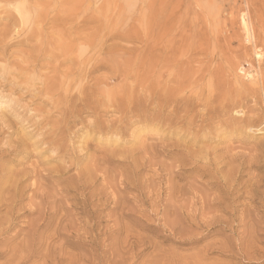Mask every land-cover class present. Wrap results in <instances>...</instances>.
Returning a JSON list of instances; mask_svg holds the SVG:
<instances>
[{"label": "rangeland", "instance_id": "rangeland-1", "mask_svg": "<svg viewBox=\"0 0 264 264\" xmlns=\"http://www.w3.org/2000/svg\"><path fill=\"white\" fill-rule=\"evenodd\" d=\"M68 1L0 0V172L7 166L3 177L0 173V207L5 204L0 208V264H264V0ZM153 30L166 41L181 40L182 56L204 52L191 69L209 66L216 71L214 95L204 79L188 109L180 102L170 104L173 96L158 108L145 93L136 95L151 79L147 43ZM62 46L70 49L63 52ZM92 55V61L101 59L102 64L88 72L86 59ZM137 69L145 73L143 79ZM80 72L89 77H80ZM96 79L102 80L101 87L88 90ZM171 82L170 95L175 86ZM60 84L67 95L60 89L52 93ZM121 84L126 91L114 89ZM45 85L54 88L48 92ZM111 89L113 99L121 102L110 101ZM178 89L177 100L195 93V86L187 83ZM131 90L135 96L128 100ZM142 97L149 101L141 103ZM54 100L62 101L58 108ZM65 106L72 116L62 112ZM60 112L69 115L65 119ZM183 116L194 121L185 122Z\"/></svg>", "mask_w": 264, "mask_h": 264}, {"label": "bare ground", "instance_id": "bare-ground-1", "mask_svg": "<svg viewBox=\"0 0 264 264\" xmlns=\"http://www.w3.org/2000/svg\"><path fill=\"white\" fill-rule=\"evenodd\" d=\"M32 1V0H31ZM57 1V0H56ZM69 1H71L72 2V0H69ZM69 1H68V3H69ZM74 2V1H73ZM72 2V3H73ZM75 2H77V1H75ZM78 2H80V1H78ZM46 3V2H45ZM67 3V4H68ZM35 4V3H34ZM84 4V3H83ZM161 4V3H160ZM167 4V3H166ZM174 4V3H173ZM37 5V4H36ZM69 5V4H68ZM158 5V4H157ZM177 5V4H176ZM65 7V6H64ZM71 7V6H70ZM84 6H82V8H83ZM69 8V7H68ZM81 8V9H82ZM167 8V7H166ZM63 9V8H62ZM62 9H60V10H62ZM71 9V8H70ZM69 9V10H70ZM59 11V10H58ZM176 11V10H175ZM33 12V11H32ZM67 12V11H66ZM82 12V11H81ZM166 12H168V10H166ZM171 12H172V10H171ZM65 12L63 11V14H64ZM169 13V12H168ZM175 13V12H174ZM173 13V14H174ZM178 13V12H177ZM33 14H35V13H33ZM175 15H177L176 13H175ZM11 16V15H10ZM33 16H35V15H33ZM173 16V15H172ZM165 17V16H164ZM171 17V16H170ZM30 18H31V16H30ZM63 18V17H62ZM161 18V17H160ZM173 18V17H172ZM176 19H177V17H175ZM255 18V17H254ZM40 19V18H39ZM42 19V18H41ZM64 19V18H63ZM79 19V18H78ZM24 20H26V19H24ZM67 20V19H66ZM158 20H159V17H158ZM157 20V21H158ZM172 20V19H171ZM171 20H170V24H171ZM94 21H95V19H94ZM167 21V20H166ZM165 21V23H167ZM169 21V20H168ZM173 21V20H172ZM246 20H244L243 19V27H244V29H246V32H248V29L249 28H247V25L248 24H246V22H245ZM39 22V21H38ZM37 22V23H38ZM60 22V21H59ZM85 22V21H84ZM96 22V21H95ZM99 22V21H98ZM107 22H109V21H107ZM71 23V22H70ZM89 23V22H88ZM158 23V22H157ZM35 24V23H34ZM57 25H58V23H56ZM189 24V23H188ZM192 24V23H191ZM191 24H189L190 26H191ZM63 25V24H62ZM168 25V24H167ZM172 25V24H171ZM18 26V25H17ZM51 26V25H50ZM76 26V25H75ZM78 26V25H77ZM82 26V25H81ZM88 26V25H87ZM92 26V25H91ZM152 26V25H151ZM154 26V25H153ZM165 26H166V24H165ZM170 25H168V27H169ZM200 26V25H199ZM61 27V26H60ZM93 27V26H92ZM91 27V28H92ZM249 27V26H248ZM76 28V27H75ZM86 28V27H85ZM170 28V27H169ZM16 29V28H15ZM28 29V28H27ZM55 29V28H54ZM97 29V28H96ZM154 29V28H153ZM199 29V28H198ZM6 30H8V28L6 29ZM6 30H5V32H6ZM14 30V29H13ZM59 30V29H58ZM179 30V29H178ZM182 30H184V29H182ZM10 31V30H9ZM8 31V32H9ZM44 31V30H43ZM63 31V30H62ZM80 31V30H79ZM199 31V30H198ZM5 32H4V35H5ZM14 32V31H13ZM82 32V31H81ZM194 32V31H193ZM206 32V31H205ZM15 33H16V31H15ZM14 33V34H15ZM50 33V32H49ZM67 33V32H66ZM84 33V32H83ZM161 33V32H160ZM160 33H156L154 30L151 32V36H150V39H149V43H147V45H148V56H147V64H148V69L150 70V72H151V79H150V81L149 82H147V87L145 88L144 86H146V85H143L142 83H141V85H143V88H142V86L141 87H139L137 90L139 91H137L138 93L136 94V95H140V94H143V93H145L147 96H146V99H150V102L152 103V105H156V107H158V108H160V107H162V106H158V105H167V101H169V98H170V96H173L172 98H171V103L170 102H168V103H170V104H178L179 102L181 103V105H182V107L181 108H185V109H188V105H189V102H190V100H193V99H195L196 97H197V95L199 94L198 93V86L199 85H202V83H203V81L205 80L206 81V84H207V86H208V93H210V91L212 92V95H214L215 93H214V91H217V89H218V75H217V73H216V71L215 70H213V69H211V68H209V66H208V68H205L204 66L202 67V68H200V69H191V63L192 62H197V63H199V56L200 55H202L204 52L202 51V50H193V51H189L185 56H182V51H181V45H182V42H181V40H172L171 42L170 41H166V37H165V35H161ZM179 33H180V31H179ZM249 33H251L250 31H249ZM7 34V33H6ZM9 34V33H8ZM169 34V33H168ZM167 34V35H168ZM1 35V34H0ZM43 35V34H42ZM84 35V34H83ZM88 35V34H87ZM7 36V35H6ZM9 36V35H8ZM8 36H7V38H8ZM18 36V35H17ZM20 36V35H19ZM56 36V35H55ZM86 36V35H85ZM89 36V35H88ZM87 36V37H88ZM118 36V35H117ZM124 36V35H123ZM207 36V35H206ZM1 37H3V36H1ZM1 37H0V42L2 43V41H1ZM29 37V36H28ZM46 37V36H45ZM116 37V36H115ZM115 37H114V39H115ZM174 37H176V35L174 36ZM5 39H7L6 37H4ZM55 38V37H54ZM80 38V37H79ZM81 38H82V36H81ZM109 38H112V36L110 37V35H109ZM118 38V37H117ZM116 38V39H117ZM14 39H15V37H14ZM96 39V38H95ZM102 39V38H101ZM114 39H113V42H114ZM119 39H120V36H119ZM131 39V38H130ZM197 39V38H196ZM209 39V38H208ZM248 39V38H247ZM19 40V39H18ZM17 40V41H18ZM45 40V39H44ZM80 40V39H79ZM85 40V39H84ZM97 40V39H96ZM100 40V39H99ZM250 40V39H249ZM256 40H257V37H256ZM27 41V40H26ZM109 41V40H108ZM118 41V40H117ZM129 41V40H128ZM195 41V40H194ZM4 42V41H3ZM16 42V41H15ZM19 42V41H18ZM79 42H81V40L79 41ZM99 42V41H98ZM116 42V41H115ZM143 42V41H142ZM197 42H198V40H197ZM253 42V41H252ZM255 42V41H254ZM89 43V42H88ZM106 43V42H105ZM111 43V42H110ZM203 43V42H202ZM259 43V42H258ZM19 44V43H18ZM44 44V43H43ZM81 44V43H80ZM83 44V43H82ZM104 44V43H103ZM107 44V43H106ZM106 44L104 45L105 47H106ZM114 44V43H113ZM139 44V43H138ZM194 44V43H193ZM199 44V43H198ZM204 44H206V43H204ZM208 44V43H207ZM213 44H215V43H213ZM255 44V43H254ZM88 45H90V44H88ZM111 45V44H110ZM110 45L108 44V46H109V48H110ZM115 45V44H114ZM117 45V44H116ZM202 45V44H201ZM200 45V46H201ZM218 45V44H217ZM56 46H58V44L56 45ZM82 46H84V45H82ZM143 46V45H142ZM255 46V45H254ZM39 47V46H38ZM55 47V46H54ZM68 47V46H67ZM66 47V48H67ZM112 47H113V45H112ZM195 49H197L196 48V46H193ZM211 47V46H210ZM215 47V46H214ZM58 48H59V46H58ZM107 49H108V47H106ZM133 48V47H132ZM132 48H130L131 50H132ZM200 47H198V49H199ZM202 48H204V45L202 46ZM64 49V47L62 46V50ZM67 49H70V48H67ZM67 49H64L63 50V52L64 51H66ZM116 49V48H115ZM114 49V50H115ZM118 49V48H117ZM120 49V48H119ZM135 49V48H134ZM207 49H208V46H207ZM102 50V49H101ZM103 50H105V48H103ZM109 50V49H108ZM112 50V49H111ZM137 50V49H136ZM135 50V51H136ZM204 50V49H203ZM110 51V50H109ZM119 51H121V49L119 50ZM132 51H134V50H132ZM134 51V52H135ZM142 51V50H141ZM71 52V51H70ZM99 52H100V50H99ZM102 52V51H101ZM116 52H117V50H116ZM122 52H124V51H122ZM127 52H129V51H127ZM127 52H125L126 54H127ZM138 52H140V51H138ZM137 52V53H138ZM206 52V51H205ZM216 52H217V50H216ZM98 54V56H99V54L100 53H98V52H94V54ZM124 53V54H125ZM136 53V54H137ZM16 54V53H15ZM111 54V52L109 53V55ZM129 54H131V52L129 53ZM133 54V53H132ZM214 54H216V53H214ZM257 55H258V53H256ZM255 54V55H256ZM72 55V54H71ZM134 55V54H133ZM140 55V54H139ZM240 55V54H239ZM38 56V55H37ZM224 56V55H223ZM226 56V55H225ZM260 56V55H259ZM46 57V56H45ZM63 57V56H62ZM80 57V56H79ZM92 57H93V55L92 56H90V57H88L86 60H89V63L91 64V65H89L90 67L89 68H84L85 70H88V72H90V71H92L93 70V68H99V67H101V64H102V62H101V59H99V60H97V61H95L96 59H93V61H92ZM136 57H137V55H136ZM209 57V56H208ZM231 57V56H230ZM237 57H239V56H237ZM240 57H242L241 55H240ZM15 58V57H14ZM44 58V57H43ZM78 58V57H77ZM76 58V59H77ZM82 58V57H81ZM99 58V57H98ZM109 58V57H108ZM132 58H133V56H132ZM143 58V57H142ZM225 58V57H224ZM260 58V57H259ZM261 58H262V56H261ZM13 59V58H12ZM50 59V58H49ZM61 59V58H60ZM79 59V58H78ZM135 59H139L138 57L137 58H135ZM133 60V62L134 61H136V60ZM238 59V58H237ZM205 60V59H204ZM231 60V59H230ZM219 61V60H218ZM229 61V60H228ZM37 62V61H36ZM39 62V61H38ZM75 62H77V61H75ZM84 62V61H83ZM96 62H98V63H96ZM132 62V63H133ZM139 62V61H138ZM81 63H82V61H81ZM144 63V62H143ZM206 63H207V61H206ZM210 63H211V61H210ZM253 63V62H252ZM34 64V63H33ZM62 64V63H61ZM140 64V63H139ZM37 65V64H36ZM43 65V64H42ZM56 65V64H55ZM54 65V66H55ZM58 65V64H57ZM80 65V64H79ZM86 65V64H85ZM193 65V64H192ZM213 65V64H212ZM261 65V64H260ZM3 66H4V64H3ZM34 66V65H33ZM84 66V65H83ZM142 66V65H141ZM145 66V65H144ZM10 67V66H9ZM15 67V66H14ZM29 67V66H28ZM45 67V66H44ZM50 67H51V65H50ZM60 67V66H59ZM225 67V66H224ZM252 67V66H251ZM261 67V66H260ZM259 67V68H260ZM1 68V67H0ZM64 68V67H63ZM77 68V67H76ZM79 68V67H78ZM104 68V67H103ZM226 68H227V66H226ZM125 69H127L126 67H125ZM129 69V68H128ZM138 70V69H137ZM140 70H142V69H140ZM148 70V71H149ZM51 71V70H50ZM60 71V70H59ZM94 71V70H93ZM139 71V70H138ZM105 72V71H104ZM110 72V71H109ZM113 72V71H112ZM157 72H158V76H157ZM51 73V72H50ZM139 73H140V75H138V76H140V78L141 79H143V77H141V74L143 73V75L145 74L144 72H140L139 71ZM234 73H235V71H234ZM264 73V72H263ZM72 74V73H71ZM105 74V73H104ZM125 74V73H124ZM231 74V73H230ZM236 74V73H235ZM247 75V74H246ZM79 76L81 77V76H83V78H85L86 79V76H88V73H87V75H84V73L83 72H80V74H79ZM92 76V75H91ZM164 76H166V79H163L164 78ZM248 76V75H247ZM251 76V75H250ZM89 77V76H88ZM116 77H118V76H116ZM115 77V78H116ZM121 77V76H120ZM127 77V76H126ZM149 77V78H150ZM72 78V77H71ZM75 78V75H74V77H73V80H75L74 79ZM99 78V77H98ZM138 79H140L139 77H137ZM146 78V77H145ZM236 78V77H235ZM21 79V78H20ZM42 79H44V78H42ZM50 79V78H49ZM112 79V78H111ZM110 79V80H111ZM118 79V78H117ZM123 79H124V77H123ZM148 79V78H147ZM204 79V80H203ZM254 79V78H253ZM68 80V79H67ZM84 80V79H83ZM107 80V79H106ZM146 80V79H145ZM149 80V79H148ZM46 81V80H45ZM82 81V80H81ZM108 81V80H107ZM125 81V80H124ZM163 81V82H162ZM174 82V88H173V90H172V93H171V95L168 93L169 92V90L170 89H168L169 87H168V83L169 82ZM240 81V80H239ZM259 81V80H258ZM94 82V84H93V86L92 87H90V86H88V90H92L93 92H97L98 91V88L99 87H101V86H99V84L102 82V80H100V81H98V79H96L95 81H93ZM111 82V81H110ZM115 82V81H114ZM138 82H141V81H138ZM137 82V84H139ZM161 82H162V84H161ZM171 82V83H172ZM225 82V81H224ZM104 83V82H103ZM129 83V82H128ZM127 82L125 83L126 85L128 84ZM143 83H145V81H143ZM185 83H187L188 85H194L195 86V93H192V94H190V95H187V96H185L184 97V99H182V98H180L179 100H177V98L179 97V87H181V85H184ZM261 83V82H260ZM45 84L47 85L48 83H46L45 82ZM69 84V83H68ZM106 85H108L109 86V83L108 82H106L105 83ZM131 84V83H130ZM226 84V83H225ZM239 84V83H238ZM45 85V86H46ZM50 85V84H49ZM46 86L45 87V91L47 90L48 92H51L50 90L51 89H53L54 87L51 85V86ZM104 85V84H103ZM133 85H135V84H133ZM133 85H132V90H134V88H133ZM82 86V85H81ZM105 86V85H104ZM116 86V85H115ZM138 86H140V85H138ZM241 86V85H240ZM63 87V86H62ZM68 88H69V86H67ZM85 87V86H84ZM107 87V86H106ZM125 86L123 85V84H121V85H118L117 87H114V89L116 90L117 88H119V89H121L122 90V92H124V91H126L127 89H128V85L126 86L127 87V89H125L124 91H123V88H124ZM130 87V86H129ZM188 87V86H187ZM225 87V86H224ZM42 88H43V85H42ZM47 88V89H46ZM56 88V87H55ZM61 88V84L60 85H58V87H57V89H53V91H52V93L53 92H55V90H59ZM65 88V87H64ZM85 88V89H86ZM144 89L143 91H142V89ZM185 88V87H184ZM258 88V87H257ZM131 89V88H130ZM181 89H183V88H181ZM180 89V90H181ZM227 89V88H226ZM63 90V89H62ZM61 89L59 90V92L60 91H62ZM129 90V89H128ZM132 90H131V92H132ZM57 91H56V94H57ZM66 91V90H65ZM86 91V90H85ZM84 90H82V95L84 94V92H85ZM136 91V90H135ZM182 91V90H181ZM58 92V93H59ZM79 92H80V90H79ZM128 92V91H127ZM130 92V91H129ZM130 92V93H131ZM170 92H171V90H170ZM187 92V91H186ZM186 92H185V94H186ZM205 92V91H204ZM257 92V91H256ZM44 93V92H43ZM46 93V92H45ZM62 93H65L64 92V90H63V92ZM114 90L112 91V89L110 90V92H108V96H109V98H110V101L111 102H114L115 100H117L118 101V103L119 102H121V101H119L120 100V98L118 99V98H116L115 100L113 99V97L115 96L114 95ZM203 93V92H202ZM248 93V92H247ZM47 94V93H46ZM66 95H67V93H65ZM87 94H88V91H87ZM87 94H85V95H87ZM123 94V93H122ZM122 94H121V96H122ZM127 94H129V93H127ZM127 94H126V92H125V95L126 96H124V99L126 100V98H128V96H127ZM131 94H133V95H130L129 96V99L128 100H133L132 98L135 96L134 95V93L132 92ZM173 94V95H172ZM205 94V93H204ZM203 94V95H204ZM60 95V93L58 94V96ZM89 95V94H88ZM124 95V94H123ZM183 95V94H182ZM195 95H196V97H195ZM202 95V94H201ZM212 95H210L209 94V96H212ZM249 95V94H248ZM259 95V94H258ZM54 96H56V95H54ZM57 96V97H58ZM61 97H60V99L62 98V95H60ZM81 96V95H80ZM79 96V97H80ZM113 96V97H112ZM117 96V95H116ZM140 96H142V95H140ZM144 96V95H143ZM178 96V97H177ZM217 96V95H216ZM264 96V95H263ZM72 97V96H71ZM70 97V98H71ZM78 96H76V98H77ZM87 97V96H86ZM202 97V96H201ZM204 97V96H203ZM262 97V96H261ZM63 98H64V96H63ZM62 98V99H63ZM73 99H74V97H72ZM75 98V99H76ZM88 98H89V96H88ZM92 98H94V97H92ZM91 98V99H92ZM138 98V97H137ZM143 98V101H141V103L142 102H145L144 101V99H145V97H142ZM244 98V97H243ZM248 98V97H247ZM254 98H256V97H254ZM263 98V97H262ZM61 99V100H62ZM85 99V98H84ZM121 99L123 100V98L121 97ZM139 99V98H138ZM145 99V100H146ZM201 99V98H200ZM252 99V98H251ZM70 100V99H69ZM69 100H67V101H69ZM72 100V99H71ZM70 100V101H71ZM79 100V103L81 102L80 101V99H78ZM89 100V99H88ZM94 100H95V98H94ZM124 100V101H125ZM139 100H141V99H139ZM207 100V99H206ZM210 100V99H209ZM229 100V99H228ZM233 100V99H232ZM242 100V99H241ZM48 101V100H47ZM63 101V100H62ZM62 101H58V100H54L53 102H52V105H53V107H55V108H58V106H60L61 105V103H62ZM87 101V100H86ZM86 101H83V102H86ZM136 101V100H135ZM138 101V100H137ZM146 101H149V100H146ZM189 101V102H188ZM214 100H212L211 102H213ZM231 101V100H230ZM254 101V100H253ZM260 102H261V100H259ZM38 102V101H37ZM116 102V101H115ZM197 102V101H196ZM198 102H200V101H198ZM202 102H203V100H202ZM238 102V101H237ZM51 103V102H50ZM67 103V102H66ZM82 103V102H81ZM87 103H89V102H87ZM86 103V104H87ZM90 103H91V101H90ZM133 103H135L134 101H132V105H137V103H135V104H133ZM166 103V104H165ZM179 103V104H180ZM193 103V102H192ZM205 103V102H204ZM203 103V104H204ZM253 103V102H252ZM73 104H74V102H73ZM94 104H95V102H94ZM114 104V103H113ZM116 105H117V103H115ZM131 104V103H130ZM129 104V105H130ZM170 104H168V105H170ZM194 104V103H193ZM202 104V103H201ZM231 104V103H230ZM242 104H243V102H242ZM256 105H257V102L255 103ZM51 105V104H50ZM51 105V106H52ZM78 104H76V106H77ZM83 105H85V104H83ZM97 105H99V104H97ZM124 105V102L122 101V106ZM125 105L127 106V104H126V102H125ZM124 105V106H125ZM139 105V104H138ZM137 105V106H138ZM141 105V104H140ZM138 106V107H141V106H144V105H141V106ZM180 105V106H181ZM236 105V104H235ZM234 105V106H235ZM246 105V104H245ZM38 106V105H37ZM91 106V105H90ZM90 106H88V107H90ZM114 106V105H113ZM112 106V107H113ZM119 106V105H118ZM123 106V107H124ZM147 106V105H146ZM148 106H149V104H148ZM193 106V105H192ZM199 106V105H198ZM204 106V105H203ZM203 106L201 107V110H202V108H203ZM264 106V105H263ZM50 107V106H49ZM72 107H73V105H72ZM78 107H79V105H78ZM106 107V106H105ZM121 107V106H120ZM123 107H121L122 108V110H124L125 108H123ZM130 107H131V105H130ZM135 107V106H134ZM164 107V106H163ZM168 107H170V106H168ZM177 107V106H176ZM195 108H197V106H194ZM205 107V106H204ZM224 107V106H223ZM256 107V106H255ZM70 107H64V111H62V112H66V111H68V112H71L70 110L71 109H69ZM87 108V107H86ZM97 108V107H96ZM106 108H108V107H106ZM119 108V107H118ZM121 108H120V110H121ZM132 108V107H131ZM145 108V107H144ZM149 108V107H148ZM150 108H152V107H150ZM149 108V109H150ZM154 108V107H153ZM158 108L156 109V110H158ZM174 107H172V109H173ZM180 108V107H179ZM207 108H208V111L209 110H211V106H209V104L207 105ZM206 108V109H207ZM218 108V107H217ZM244 108L245 107H243V110H244ZM253 108V107H252ZM259 108V107H258ZM38 109V108H37ZM48 109H50V108H48ZM60 110H63L62 108H59ZM76 109V108H75ZM81 109H82V107H81ZM92 109V108H91ZM129 109V108H128ZM133 109V108H132ZM137 109H139V108H137ZM142 108H140V110H141ZM171 109V108H170ZM177 109V108H176ZM205 109V110H206ZM223 109V108H222ZM225 109V108H224ZM229 109H230V107H229ZM232 109V108H231ZM237 108L235 107V109H234V112H235V110H236ZM239 110H237L236 111V113H238V114H241V116H242V114H243V110L241 111L240 110V108H238ZM77 110V109H76ZM75 110V111H76ZM93 110H94V107H93ZM99 110H100V108H99ZM112 110H116L115 109V107L112 109ZM134 110H136L135 108H134ZM140 110L138 111V114H140L139 112H140ZM146 110V109H145ZM148 110V109H147ZM155 110V109H154ZM154 110H153V112H154ZM165 110V109H164ZM178 110V109H177ZM183 110V109H182ZM197 110H199V109H196V111ZM219 110H220V108H219ZM227 111H226V113L228 112V109H226ZM254 110V109H253ZM257 110V109H256ZM74 111V112H75ZM82 111V110H81ZM80 111V112H81ZM101 111V110H100ZM107 111H109V110H107ZM125 111V110H124ZM129 111H130V109H129ZM143 111V110H142ZM149 111H151V110H149ZM167 111H169V110H167V108H166V112ZM170 111H172V110H170ZM169 111V113H171ZM186 111H188V110H186ZM212 111V110H211ZM210 111V112H211ZM218 111V110H217ZM58 112H59V110H58ZM73 112V113H74ZM77 113H79V111H76ZM75 112V113H76ZM119 112V111H118ZM126 112V111H125ZM131 112L132 111H130V114H131ZM137 112V111H136ZM157 111H155V114H158V113H156ZM164 112V111H163ZM174 112V111H173ZM192 112H194V111H192ZM191 112V113H192ZM198 112V111H197ZM202 112V111H201ZM200 112V113H201ZM210 112H209V116H210ZM213 112V111H212ZM224 112V111H223ZM255 112V111H254ZM91 113V112H90ZM100 113V112H99ZM105 113V111H103V114ZM121 113V112H120ZM122 113H123V111H122ZM174 113H177V112H174ZM180 113H182V112H178V114H180ZM191 113H190V115H188V117L189 116H192L191 115ZM196 113V112H195ZM194 113V115H196ZM203 113V112H202ZM235 113V114H236ZM55 114V113H54ZM59 114H62L63 115V117L66 119V116L67 115H69V113L68 114H65V113H59ZM93 114H95V113H93ZM92 114V115H93ZM97 114H98V112H97ZM125 114V113H124ZM123 114V115H124ZM138 114H136V115H138ZM144 114H145V112H144ZM173 114V113H172ZM171 114V115H172ZM183 114V113H182ZM185 114V113H184ZM187 114V113H186ZM185 114V115H186ZM193 114V113H192ZM199 114V113H198ZM197 114V115H198ZM207 114V113H206ZM222 114H224V113H222ZM249 114V113H248ZM252 114V113H251ZM73 114H72V112H71V116H72ZM85 115V114H84ZM99 115V114H98ZM105 115V114H104ZM115 115V114H114ZM118 115V114H117ZM120 115H122V114H120ZM127 115V114H126ZM135 115V117L137 118V116ZM143 115V114H142ZM153 115V114H152ZM161 115V114H160ZM166 115H167V113H166ZM170 115V116H171ZM175 115V114H174ZM181 115V114H180ZM196 115V116H197ZM220 115V114H219ZM227 115V114H226ZM36 116V115H35ZM42 116V115H41ZM78 116V115H77ZM94 116V115H93ZM107 116V115H106ZM129 116V115H128ZM157 116V115H156ZM168 116V115H167ZM198 116H201L200 114L198 115ZM197 116V117H198ZM203 116V115H202ZM208 116V115H207ZM249 116H251V115H249ZM255 116H256V114H255ZM68 117V116H67ZM70 117V116H69ZM100 117H101V115H100ZM118 117V116H117ZM125 117V116H124ZM161 117H162V115H161ZM197 117H195V118H197ZM216 117V116H215ZM223 117V116H222ZM221 117V118H222ZM263 117V116H262ZM49 118V117H48ZM80 118V117H79ZM104 118V117H103ZM114 119H115V117H113ZM121 118V117H120ZM128 118V117H127ZM147 118V117H146ZM154 117H150L149 119L151 120V119H153ZM157 118V117H156ZM166 118V117H165ZM169 118V117H168ZM173 118V117H172ZM171 118V119H172ZM178 118V117H177ZM179 118H180V116H179ZM183 118H184V116H183ZM202 118V117H201ZM212 118V117H211ZM210 118V119H211ZM214 118V117H213ZM247 118H249V117H247ZM129 119V118H128ZM142 119H144V116H143V118ZM141 119V120H142ZM160 119V118H159ZM163 119V118H162ZM161 119V120H162ZM175 119V118H174ZM185 119V118H184ZM200 119V118H199ZM199 119H197L198 121H199ZM209 119V120H210ZM246 119V118H245ZM51 120H53V119H51ZM55 120V119H54ZM53 120V121H54ZM68 120V119H67ZM132 120V119H131ZM138 120V119H137ZM140 120V119H139ZM140 120V121H141ZM145 120H147V119H145ZM149 120V122H151ZM166 120V119H165ZM165 120H164V122H165ZM186 121L185 122H187V121H189V120H187V118L185 119ZM194 121V119L192 118L190 121ZM208 120V121H209ZM249 120V119H248ZM63 121V120H62ZM66 121V120H65ZM71 121V120H70ZM94 121H96V123L97 124H100V122L98 123L97 121H99V120H93V122ZM104 121H105V119H104ZM125 121V120H124ZM128 121V120H127ZM129 121H130V119H129ZM128 121V122H129ZM153 121H156V120H154L153 119ZM152 121V122H153ZM159 120L157 119V121L156 122H158ZM169 121H171V120H169ZM189 121V122H190ZM213 121H214V119H213ZM253 121V120H252ZM72 122H73V120H72ZM110 122V121H109ZM116 122H118V118L116 119ZM127 122V123H128ZM143 122V121H142ZM146 122V121H145ZM163 122V121H162ZM168 122V121H167ZM172 122V121H171ZM173 122H175V120L173 121ZM178 122V121H177ZM180 122H183V120L182 121H179V123ZM212 122V121H211ZM217 122V121H216ZM220 122V121H219ZM243 122H245V121H243ZM63 123V122H62ZM70 123V122H69ZM81 123V122H80ZM103 122H101V124H102ZM106 123V122H105ZM126 123V122H125ZM154 123V122H153ZM160 123V122H159ZM158 123V124H159ZM168 123H170V122H168ZM178 123V124H179ZM198 123V122H197ZM204 123V122H203ZM202 123V124H203ZM218 123V122H217ZM223 123V122H222ZM72 124V123H71ZM93 124V123H92ZM91 124V125H92ZM119 124H120V122H119ZM123 124V123H122ZM147 124V123H146ZM150 124V123H149ZM171 124V123H170ZM173 124V123H172ZM175 124V123H174ZM186 124V123H185ZM210 124H212V123H210ZM237 124V123H236ZM46 125V124H45ZM48 125V124H47ZM60 125V124H59ZM107 125V124H106ZM143 125H144V123H143ZM169 125V124H168ZM188 125H189V123H188ZM192 125V124H191ZM193 125H195V123L193 124ZM212 125H214V123L212 124ZM222 125V124H221ZM255 125V124H254ZM260 125V124H259ZM84 126V125H83ZM90 126V125H89ZM88 126V127H89ZM98 126V125H97ZM101 126V125H100ZM103 126V125H102ZM151 126H152V123H151ZM157 126H159V125H157ZM167 126V125H166ZM181 126V125H180ZM196 126V125H195ZM200 126H201V123H200ZM204 126V125H203ZM207 126V125H206ZM223 126V125H222ZM249 126V125H248ZM47 127V126H46ZM62 127V126H61ZM60 127V128H61ZM77 127H78V125H77ZM93 127V126H92ZM156 127V126H155ZM161 127V126H160ZM162 127H164V126H162ZM186 127H187V124H186ZM186 127H185V129H186ZM211 127V126H210ZM214 127V126H213ZM221 127V126H220ZM245 127V126H244ZM252 127V126H251ZM260 127V126H259ZM44 128V127H43ZM60 128H59V131H60ZM63 128V127H62ZM61 128V129H62ZM65 128V127H64ZM64 128H63V130H64ZM72 128V127H71ZM96 128H98V127H96ZM111 128V127H110ZM123 128V127H122ZM157 128V127H156ZM172 128V127H171ZM196 128V127H195ZM198 128V127H197ZM196 128V130H199V129H201L200 127H199V129H197ZM235 128V127H234ZM241 128H243V126L241 127ZM246 128V127H245ZM250 128V127H249ZM255 128V127H254ZM256 128H258V127H256ZM70 129V128H69ZM79 129V128H78ZM80 129H81V126H80ZM84 129V128H83ZM90 129H91V127H90ZM105 129V128H104ZM168 129V128H167ZM174 129V128H173ZM181 129V128H180ZM205 129H207V128H205ZM228 128H226L225 130H227ZM248 129V128H247ZM251 129H253V128H251ZM66 130V129H65ZM84 130H88V129H84ZM95 130H97V129H95ZM101 131L103 130L102 128L100 129ZM106 130V129H105ZM122 130V129H121ZM172 130V129H171ZM175 130H176V128H175ZM174 130V131H175ZM182 130V129H181ZM181 130H180V132H181ZM184 130V129H183ZM188 130H190V129H188ZM202 130V129H201ZM201 130H199V131H201ZM237 130V129H236ZM239 130V129H238ZM54 130H52V132H53ZM58 131V130H57ZM71 131H73V130H71ZM83 131V130H82ZM187 131V130H186ZM203 131V130H202ZM229 131V130H228ZM47 132V131H46ZM63 132V131H62ZM65 132V131H64ZM66 132L68 133V131L66 130ZM192 132V131H191ZM198 131H196V133H197ZM209 132V131H208ZM219 132V131H218ZM231 132V131H230ZM235 132V131H234ZM240 132V131H239ZM55 133H56V131H55ZM59 133V132H58ZM60 133H61V131H60ZM101 133V132H100ZM114 133V132H113ZM171 133V132H170ZM179 133V132H178ZM193 133V132H192ZM195 133V134H196ZM200 133V132H199ZM202 133V132H201ZM242 133V132H241ZM1 134V133H0ZM48 134H50V133H48ZM63 134V133H62ZM65 134V133H64ZM116 134V133H115ZM136 134V133H135ZM190 133L188 132V136H190L189 135ZM198 134V133H197ZM44 135H46V134H44ZM79 135V134H78ZM77 135V136H78ZM194 135V134H193ZM56 138L57 137H59V136H61L60 134H59V136H57V135H54ZM181 136V135H180ZM5 137V136H4ZM64 137V136H63ZM67 137H69V136H67ZM66 137V138H67ZM197 137V136H196ZM65 138V137H64ZM72 138V137H71ZM182 138H184V137H182ZM195 138V137H194ZM24 139V138H23ZM22 139V140H23ZM52 139V138H51ZM57 139H59V138H57ZM60 139H61V137H60ZM69 139V138H68ZM79 139V138H78ZM191 139V138H190ZM196 139V138H195ZM3 140V139H2ZM63 141H64V139H62ZM62 140H59V141H62ZM69 140H71V139H69ZM52 141V140H51ZM190 141V140H189ZM192 141V140H191ZM194 141V140H193ZM19 142V141H18ZM184 142V141H183ZM212 142V141H211ZM10 143V142H9ZM26 143V142H25ZM28 143V142H27ZM176 143H178V142H176ZM22 144H24V143H22ZM47 144V143H46ZM181 144V143H180ZM183 144V143H182ZM44 145V144H43ZM42 145V146H43ZM55 145V144H54ZM69 145V144H68ZM186 145V144H185ZM188 145V144H187ZM65 146H66V144H65ZM184 146V145H183ZM17 147V146H16ZM29 147V146H28ZM185 148H186V146H184ZM15 148V147H14ZM23 148V147H22ZM30 148V147H29ZM206 148V147H205ZM4 149V148H3ZM6 149V148H5ZM34 149V148H33ZM60 149V148H59ZM65 149V148H64ZM188 149V148H187ZM207 149V148H206ZM205 149V150H206ZM16 150V149H15ZM62 150V149H61ZM189 150V149H188ZM1 151H2V149H1ZM0 151V152H1ZM4 151V150H3ZM6 151H8V150H6ZM187 151V150H186ZM5 152V151H4ZM37 152V151H36ZM35 152V153H36ZM169 152H170V150H169ZM3 153V152H2ZM141 153V152H140ZM171 153V152H170ZM204 153V152H203ZM5 154V153H4ZM56 154V153H55ZM58 154V153H57ZM65 154V153H64ZM63 154V155H64ZM169 154V153H168ZM186 154V153H185ZM190 154V153H189ZM198 155V154H197ZM207 155V154H206ZM67 156V155H66ZM84 156V155H83ZM87 156V155H86ZM4 157V156H3ZM62 157V156H61ZM68 157V156H67ZM2 158V157H1ZM57 158V157H56ZM70 158H72V157H70ZM128 158V157H127ZM146 158V157H145ZM149 158V157H148ZM62 159V158H61ZM130 159V158H129ZM66 160V159H65ZM64 160V161H65ZM202 161V160H201ZM208 162V161H207ZM210 162V161H209ZM212 162V161H211ZM23 163V162H22ZM65 163V162H64ZM131 163V162H130ZM137 163V162H136ZM189 163V162H188ZM37 165V164H36ZM37 167V166H36ZM9 169V168H8ZM5 170H7V166H6V169ZM5 170H3L2 168H1V172L3 173L2 174V177H3V175H4V172H5ZM30 170V169H29ZM32 170V169H31ZM34 171V170H33ZM0 172V173H1ZM38 172V171H37ZM10 174L9 175H11V171L9 172ZM8 174V173H7ZM6 173H5V175H7ZM12 174H13V172H12ZM8 175V176H9ZM38 175H40V174H38ZM5 177V176H4ZM13 177V176H12ZM8 178H10V177H8ZM14 178H15V176H14ZM18 178H19V176H18ZM21 178H22V176H21ZM36 178H37V176H36ZM44 178V177H43ZM11 179H13V178H11ZM17 179V178H16ZM16 179H15V181H16ZM4 180V179H3ZM7 180V179H6ZM14 180V179H13ZM18 180V179H17ZM34 180V179H33ZM1 181V180H0ZM11 181V180H10ZM10 181L8 182H6V181H4V182H6V183H10ZM78 182H79V180H78ZM1 183H3V182H1ZM0 183V184H1ZM16 183V182H15ZM21 184H22V182H21ZM24 184V183H23ZM22 184V185H23ZM2 185V184H1ZM0 185V186H1ZM6 185V184H5ZM8 185V184H7ZM14 185V184H13ZM21 185V186H22ZM34 185V184H33ZM8 186H10L11 187V185H8ZM7 186V187H8ZM19 186V185H18ZM3 187V186H2ZM20 187V186H19ZM24 186H22L21 188H23ZM32 187V186H31ZM66 187V186H65ZM69 187V186H68ZM79 187V186H78ZM127 187V186H126ZM1 188V187H0ZM13 188V186L11 187V189ZM2 189V188H1ZM4 189V188H3ZM2 189V190H3ZM7 188L5 187V190H6ZM9 189V188H8ZM16 189V188H15ZM1 190V191H2ZM4 190V191H5ZM3 191V192H4ZM8 191V190H7ZM13 191H15V190H12L11 192H13ZM18 192H19V190H18ZM17 192V193H18ZM68 192V191H67ZM66 192V193H67ZM72 192V191H71ZM70 192V193H71ZM78 192V191H77ZM246 192H248V191H246ZM56 193H58V191L56 192ZM1 194V193H0ZM8 194V193H7ZM13 194V193H12ZM2 195H4V194H2ZM44 195V194H43ZM48 195H49V193H48ZM68 195V194H67ZM76 195V194H75ZM12 196V195H11ZM23 196V195H22ZM42 196V195H41ZM113 196V195H112ZM14 197V196H13ZM16 197H18V196H16ZM34 197V196H33ZM44 197V196H43ZM64 197V196H63ZM15 198V197H14ZM83 198V197H82ZM114 198V197H113ZM1 199H3L2 197H1ZM0 199V200H1ZM29 199V198H28ZM39 199H40V197H39ZM45 199H47V198H45ZM45 199H43V200H45ZM4 200V199H3ZM13 200V199H12ZM65 200V199H64ZM99 200V199H98ZM2 201V200H1ZM0 201V202H1ZM22 201V200H21ZM28 201V200H27ZM46 201V200H45ZM49 201V200H48ZM66 201V200H65ZM3 202H5V201H3ZM2 202V203H3ZM13 202V201H12ZM19 202V201H18ZM15 203H17V202H15ZM46 202H44V204H45ZM118 203V202H117ZM10 204V203H9ZM9 204H8V206H9ZM19 204H20V202H19ZM52 204V203H51ZM120 204V203H119ZM3 205H5V204H3ZM2 205V206H3ZM18 205V204H17ZM16 205V206H17ZM35 205V204H34ZM33 205V206H34ZM46 205V204H45ZM117 205V204H116ZM133 205H134V203H133ZM1 206V207H2ZM20 206V205H19ZM27 206V205H26ZM44 206V205H43ZM47 206V205H46ZM45 206V207H46ZM98 206V205H97ZM0 207V208H1ZM32 207V206H31ZM44 207V208H45ZM4 208V207H3ZM6 208V207H5ZM16 208V207H15ZM14 208V209H15ZM48 208V207H47ZM46 208V209H47ZM55 208H56V206H55ZM8 209H10L9 207H8ZM17 209V208H16ZM15 209V210H16ZM21 209V208H20ZM28 209H30V207L28 208ZM114 209V208H113ZM19 210V209H18ZM33 210V209H32ZM32 210H31V212H32ZM44 210V209H43ZM5 211V210H4ZM17 211V210H16ZM53 210H51V212H52ZM3 212V211H2ZM11 212V211H10ZM30 212V211H29ZM38 212H41V211H39L38 210ZM1 213V212H0ZM7 213V212H6ZM53 213V212H52ZM28 214V213H27ZM30 214V213H29ZM38 213H36V215H37ZM43 214V213H42ZM48 214V213H47ZM46 214V215H47ZM72 214V213H71ZM75 214V213H74ZM5 215H7V214H5ZM14 215V214H13ZM15 215H16V213H15ZM41 215V214H40ZM45 215V214H44ZM121 215V214H120ZM3 216V215H2ZM23 216V215H22ZM31 216V215H30ZM29 216V217H30ZM49 216V215H48ZM115 216V215H114ZM5 217V216H4ZM17 217V216H16ZM18 217H19V215H18ZM27 217V216H26ZM107 217V216H106ZM8 218V217H7ZM3 219V218H2ZM2 219H1V221H2ZM10 219H13V217L12 218H10ZM27 219V218H26ZM38 221H39V219H37ZM36 220V221H37ZM30 221V220H29ZM34 221V220H33ZM41 221V220H40ZM86 221V220H85ZM97 221V220H96ZM31 222V221H30ZM49 222V221H48ZM45 223V222H44ZM51 223V222H50ZM97 223V222H96ZM95 223V224H96ZM99 223V222H98ZM7 224H8V222H7ZM12 224V223H11ZM43 224V223H42ZM41 224V225H42ZM2 225V224H1ZM6 225V224H5ZM4 225V226H5ZM31 225H32V223H31ZM76 225H78V224H76ZM10 226V225H9ZM33 226V225H32ZM3 227V226H2ZM34 227V226H33ZM32 227V228H33ZM43 227V226H42ZM49 227V226H48ZM96 227V226H95ZM38 228V227H37ZM7 229V228H6ZM9 229V228H8ZM41 229V228H40ZM89 229V228H88ZM2 230H3V228H2ZM1 230V231H2ZM10 230V229H9ZM38 230V229H37ZM16 231V230H15ZM14 231V232H15ZM29 231H31V229L29 230ZM33 232H34V230H32ZM38 232H39V230H38ZM88 232V231H87ZM92 232V231H91ZM5 234V233H4ZM15 234V233H14ZM32 234V233H31ZM38 233H36V235H37ZM71 234V233H70ZM13 235V234H12ZM55 235V234H54ZM68 235V234H67ZM72 235V234H71ZM97 235V234H96ZM5 236V235H4ZM4 236H1V237H3L4 238ZM10 236V235H9ZM9 236H7V237H9ZM84 236H85V234H84ZM84 236H82V237H84ZM89 236V235H88ZM12 237V236H11ZM32 237V236H31ZM95 237V236H94ZM98 237V236H97ZM96 237V238H97ZM3 238H2V240H3ZM6 238V237H5ZM7 239V238H6ZM5 240V239H4ZM5 241H8V240H5ZM96 241H97V239H96ZM0 242H2V241H0ZM3 244V243H2ZM30 244H31V242H30ZM65 244V243H64ZM6 245V244H5ZM3 246V245H2ZM15 250H16V248H15ZM61 250V249H60ZM64 250V249H63ZM6 252V251H5ZM31 252V251H30ZM28 253H29V251H28ZM4 254V253H3ZM15 254V253H14ZM12 257V256H11ZM28 257V256H27ZM20 258V257H19ZM24 259V258H23ZM12 261V260H11ZM22 261V260H21ZM73 261V260H72ZM23 262V261H22ZM75 262V261H74ZM8 263V262H7ZM9 264V263H8ZM16 264V263H15ZM78 264V263H77Z\"/></svg>", "mask_w": 264, "mask_h": 264}]
</instances>
